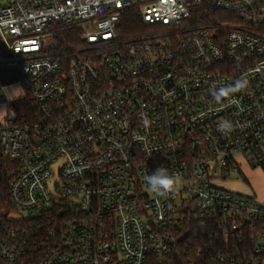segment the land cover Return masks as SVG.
I'll list each match as a JSON object with an SVG mask.
<instances>
[{
	"label": "built area",
	"instance_id": "obj_1",
	"mask_svg": "<svg viewBox=\"0 0 264 264\" xmlns=\"http://www.w3.org/2000/svg\"><path fill=\"white\" fill-rule=\"evenodd\" d=\"M0 70V264H264V202L214 184L264 175V0H8Z\"/></svg>",
	"mask_w": 264,
	"mask_h": 264
},
{
	"label": "rangeland",
	"instance_id": "obj_2",
	"mask_svg": "<svg viewBox=\"0 0 264 264\" xmlns=\"http://www.w3.org/2000/svg\"><path fill=\"white\" fill-rule=\"evenodd\" d=\"M8 0H0V5ZM5 93L9 100H16L24 95L23 89L18 85H10L5 88ZM6 114V102L0 100V119L3 121ZM1 121V122H2ZM0 122V123H1ZM240 171L234 172L226 179H217L214 184L224 189L249 195L256 194L259 201L264 202V175L258 168H251L247 163L240 159Z\"/></svg>",
	"mask_w": 264,
	"mask_h": 264
},
{
	"label": "trees",
	"instance_id": "obj_3",
	"mask_svg": "<svg viewBox=\"0 0 264 264\" xmlns=\"http://www.w3.org/2000/svg\"><path fill=\"white\" fill-rule=\"evenodd\" d=\"M131 24L132 27L138 26L134 22H131ZM0 73H2V70H0ZM9 80H14V75L10 74L9 77L5 78V81ZM15 104L19 113L27 107L30 108V101L25 97L17 100ZM18 169V163L15 160L4 159L0 150V216H4L13 210L8 193V182Z\"/></svg>",
	"mask_w": 264,
	"mask_h": 264
},
{
	"label": "water",
	"instance_id": "obj_4",
	"mask_svg": "<svg viewBox=\"0 0 264 264\" xmlns=\"http://www.w3.org/2000/svg\"><path fill=\"white\" fill-rule=\"evenodd\" d=\"M184 235H185V234H184ZM184 235L180 236V237L178 238V240L180 241V240L184 237Z\"/></svg>",
	"mask_w": 264,
	"mask_h": 264
},
{
	"label": "crops",
	"instance_id": "obj_5",
	"mask_svg": "<svg viewBox=\"0 0 264 264\" xmlns=\"http://www.w3.org/2000/svg\"><path fill=\"white\" fill-rule=\"evenodd\" d=\"M9 86H10V85H9ZM7 87H8V86H7ZM21 97H22V96H21ZM21 97H19V98H21ZM19 98H18V99H19ZM8 99H9V98H8ZM1 121H2V120L0 119V122H1Z\"/></svg>",
	"mask_w": 264,
	"mask_h": 264
}]
</instances>
